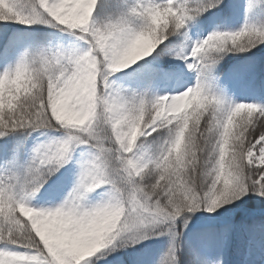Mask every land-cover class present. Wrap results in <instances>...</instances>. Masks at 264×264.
<instances>
[{"label": "snow or ice", "instance_id": "snow-or-ice-1", "mask_svg": "<svg viewBox=\"0 0 264 264\" xmlns=\"http://www.w3.org/2000/svg\"><path fill=\"white\" fill-rule=\"evenodd\" d=\"M223 3L133 0L126 10L100 21L95 17L100 0H34L27 11L18 0H0V23L45 25L87 45L82 52H25L0 73V138L18 131L63 130L59 140L35 148L22 177L0 180V264H95L90 258L97 253L109 255L155 237L169 240L159 264H180L178 221L187 228L197 212L214 215L250 195L264 199V106L228 103L206 83L222 53L264 44V28L245 24L198 41L184 58L191 60L189 71L197 73L195 86L176 94L114 89L110 78L121 71L107 68L126 48L141 54L125 62L123 70L154 53V60L162 61L173 43L170 37L186 36L188 21ZM85 13L86 30H81L75 18ZM221 40L237 42L236 47H217ZM90 63L96 69L94 114L85 122L77 82ZM146 68L154 76L170 75L158 63ZM174 104L178 111L171 110ZM154 133L161 136L150 151L139 141ZM81 145L93 155L81 166L67 199L55 208L31 207L30 199ZM102 187L108 189L104 203L120 206L104 224L96 212L85 211L92 208L85 203L88 195ZM192 264L223 262L194 253Z\"/></svg>", "mask_w": 264, "mask_h": 264}, {"label": "trees", "instance_id": "trees-1", "mask_svg": "<svg viewBox=\"0 0 264 264\" xmlns=\"http://www.w3.org/2000/svg\"><path fill=\"white\" fill-rule=\"evenodd\" d=\"M18 2L27 11L30 10L34 0H18ZM132 2L133 0H100L95 17L102 21L108 16L118 15ZM155 2L160 3L164 0H155ZM177 2L181 3L184 0H177ZM188 2L194 4L197 0H188ZM249 5H251L250 9ZM245 24L264 28V0H224L219 8H213L188 21L183 30L186 36L170 37L173 43L168 46L167 54L162 61H155L156 53H154L149 61L135 67V70L131 72V91L148 92L151 95L157 94L159 89L165 87L164 78L150 74L146 65L158 63L160 67L172 71L169 68L170 63L178 61L177 57L181 49L188 46L189 35L192 32L198 34L203 40L214 31L235 32ZM47 39L52 40V36L46 26L42 28L39 24L28 27L14 23H0V73L14 67L25 52L29 54L46 52ZM164 47L165 45H161V48ZM221 56L222 58L214 66L206 81L211 89L228 103H254L264 106V44L250 51L226 52ZM225 85H229L230 90L226 89ZM37 132L39 130L18 131L0 138V180L6 177L23 176L30 163V160H26L24 153L31 138ZM160 136V133H156L149 136V139L142 140V143H145L150 151H155ZM61 171L62 168L49 176L39 192L57 178ZM257 200L258 197L250 195L234 204V207L240 205L246 208L238 212V217L233 224L225 227L228 229L226 237L223 235V229H225L223 226L196 228L187 232L182 238L181 250L177 253L180 264H192L194 253H199L202 259L222 257L223 264H262L264 208L255 215L254 212L246 213L249 211V205L256 203ZM218 213L220 212L216 214ZM236 229H241L237 236ZM128 251L129 253L124 252L114 264H139L140 260L143 264H159L167 249L155 244H143L142 249L137 252Z\"/></svg>", "mask_w": 264, "mask_h": 264}, {"label": "rangeland", "instance_id": "rangeland-1", "mask_svg": "<svg viewBox=\"0 0 264 264\" xmlns=\"http://www.w3.org/2000/svg\"><path fill=\"white\" fill-rule=\"evenodd\" d=\"M42 28L45 25H40ZM46 28L50 31L52 40L47 39V51H66V52H82L87 48V45L83 42L78 40L76 37L70 35L67 32H60L58 29H54L51 27L46 26ZM189 46L184 48L180 53V58L178 61H174L170 63L169 69H165L167 72L170 73L169 76L164 77L166 82L165 87H162L158 90V95H165V94H176L174 90V86L176 83H181L182 86L179 91L185 90L187 87H194L196 80H197V73L195 71H189L187 67V63H191V60H187L185 62V57L190 56L191 48L198 42L202 40L195 32H192L189 35ZM52 41V42H51ZM151 57V56H150ZM138 62L135 65H132L130 68L125 69L119 73H115L110 79L114 89L118 90H131V72L135 69V67L140 64L144 63L145 61H149V58ZM225 88L230 90L229 85H225ZM214 89V88H213ZM154 133L153 135H155ZM152 135V136H153ZM63 136V130L55 131H41L36 134L32 140L29 148L27 150V158L32 159L34 150L41 144H48L53 141L59 140ZM149 139L141 138L139 141L142 143V140ZM93 155V150L86 145H81L76 147L72 153L70 154L69 162L62 168V172L60 176L53 180L52 183L47 185L40 193H38L34 198L30 199L29 205L36 209H50L59 206L65 199H67L69 193L72 192L73 188L76 186L79 175L81 172V166L91 160ZM257 197V196H256ZM108 199V189L106 187L99 188L95 190L93 193H90L87 197L86 204L88 206H95L96 204H101L107 201ZM257 204V207H255ZM233 206L232 208H222L218 212V214L210 215L207 212H197L196 214L192 215L189 219V224L187 228L183 227L182 221H178V229L182 230L183 236L186 234V231L193 230L196 228H207L209 226L218 227L223 225L225 228L228 224H233V221L236 220L238 217V212L245 210L246 207L243 206ZM264 199L258 197L256 203H252L249 205L248 210L246 213L254 212L258 214L261 212L264 207ZM241 229H236V236L240 234ZM182 236V238H183ZM250 236L248 237V240ZM143 244H155L159 247L168 249L169 240L167 237H155L149 240H145L135 246H129L124 248H118L116 251L111 252L109 255H105L102 251L101 253H97L96 256L90 258L91 260L95 261V264H114L115 261H118L124 252L129 253L128 250L137 251L142 248ZM107 251V250H104ZM139 264H143V261L139 262ZM264 264V263H263Z\"/></svg>", "mask_w": 264, "mask_h": 264}, {"label": "clouds", "instance_id": "clouds-1", "mask_svg": "<svg viewBox=\"0 0 264 264\" xmlns=\"http://www.w3.org/2000/svg\"><path fill=\"white\" fill-rule=\"evenodd\" d=\"M2 7H4V5H0V8ZM75 19L81 25V30H86L87 14L85 13L83 16H78ZM228 43H232V46L236 47L237 42L221 40L217 42V47H225L227 46ZM140 54L141 53L136 52L133 48H126L120 60L113 61L107 66L108 71L110 72L122 71L123 70L122 65L125 62L131 63L135 59V57ZM95 72H96V69L94 67V64L90 63L86 65L85 75L83 79L77 82V92H78L77 105L81 109L80 119L85 122H88L91 119L92 115L94 114L92 95L94 92ZM17 83L19 84V81ZM28 83H32V79H29ZM179 107L180 106L178 104H174L172 105L171 110L174 112L178 111ZM238 107L243 109V108H249L251 106L241 104ZM142 118L143 117H141V119ZM85 211L96 212L98 221L101 224H104L105 221L109 220L110 218H113L115 214L119 213L120 206L117 203L109 202V203H104L99 208H97L96 205L92 206V208L85 209Z\"/></svg>", "mask_w": 264, "mask_h": 264}, {"label": "bare ground", "instance_id": "bare-ground-1", "mask_svg": "<svg viewBox=\"0 0 264 264\" xmlns=\"http://www.w3.org/2000/svg\"><path fill=\"white\" fill-rule=\"evenodd\" d=\"M180 85H182L180 82L175 84V86H174V90H175L176 92L179 91V89L181 88Z\"/></svg>", "mask_w": 264, "mask_h": 264}]
</instances>
